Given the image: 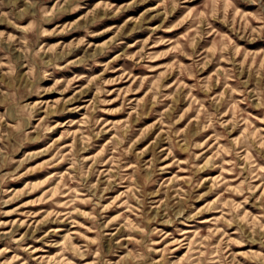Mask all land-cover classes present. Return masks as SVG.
Here are the masks:
<instances>
[{
  "label": "rangeland",
  "instance_id": "374dc122",
  "mask_svg": "<svg viewBox=\"0 0 264 264\" xmlns=\"http://www.w3.org/2000/svg\"><path fill=\"white\" fill-rule=\"evenodd\" d=\"M0 264H264V0H0Z\"/></svg>",
  "mask_w": 264,
  "mask_h": 264
}]
</instances>
